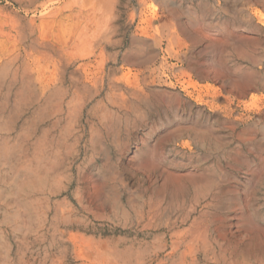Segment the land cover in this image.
Segmentation results:
<instances>
[{"label":"rangeland","instance_id":"obj_1","mask_svg":"<svg viewBox=\"0 0 264 264\" xmlns=\"http://www.w3.org/2000/svg\"><path fill=\"white\" fill-rule=\"evenodd\" d=\"M150 1L160 8V46L143 65L120 58L140 35L134 31L144 6L120 0L117 8V67L123 65L130 80L146 77L142 121L134 122L132 113L115 114L94 152L88 140L103 96L88 99L54 168L57 188L44 197L28 196L32 217L18 220L41 221L35 212H44L46 234L37 236L36 224L16 234L1 226L0 259L4 253L30 264L60 258L64 249L50 246L48 235L51 222L60 221L55 208L63 204L68 221H82L87 234L126 238L134 262L264 264V88L252 87L254 75L264 85V27L253 15L264 14V0ZM131 12L135 21L128 25ZM156 61L162 65L158 78L151 74ZM16 116L0 106V125ZM26 117L15 122V134L3 137L0 131V147L4 138L19 141ZM41 125L46 129L48 122ZM28 158L10 156L8 167ZM194 243L205 244L195 250Z\"/></svg>","mask_w":264,"mask_h":264},{"label":"bare ground","instance_id":"obj_2","mask_svg":"<svg viewBox=\"0 0 264 264\" xmlns=\"http://www.w3.org/2000/svg\"><path fill=\"white\" fill-rule=\"evenodd\" d=\"M148 3L154 28L146 16ZM138 4L144 6L137 13L134 31L140 35L131 39L120 61L143 65L157 55L161 17L154 1L138 0ZM119 5L120 0H0V106L11 108L17 115L0 125L3 137L15 134V122L27 114L26 125L20 127L16 136L19 141L10 143L4 138L0 147V216L4 218L0 228L10 227L13 234L25 228L29 233L32 224H36V235L46 234L44 212H35L41 221L18 220L22 214L32 217L28 196L44 197L57 188L52 186L56 180L54 168L88 99L103 96L94 107L97 122L88 140L94 152L101 146L107 128L114 124L115 114L132 113L134 122L142 121V108L147 106L143 89L147 86L146 77L142 73L136 80H130L124 66L117 67ZM253 15L264 27V14L256 11ZM134 21L135 14L131 12L127 24ZM161 66L156 61L151 72L154 78L159 77ZM118 70L120 75L116 77ZM252 81V87L264 88L255 75ZM52 118L56 121L50 122ZM45 121L46 129L41 125ZM54 128L59 130L58 135L53 133ZM56 143L63 148L61 152L54 147ZM21 154L30 156L27 164L20 162L19 167L9 168L10 156L19 158ZM21 169L25 172L23 178ZM10 170L14 174L10 175ZM17 178H21L19 182L15 181ZM126 180L124 177L123 181ZM11 201L17 206L13 207ZM111 205L109 201L108 206ZM55 218L60 221L51 222L53 233L48 235V242L50 246L59 244L64 250L50 264H148L143 259L133 261L126 238L89 235L82 221H68L70 212L66 205L55 208ZM204 244L191 246L196 250ZM29 261L23 257L14 261L4 253L0 264H30Z\"/></svg>","mask_w":264,"mask_h":264}]
</instances>
